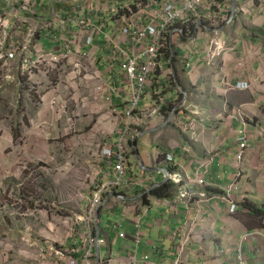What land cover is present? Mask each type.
<instances>
[{
  "label": "crops",
  "instance_id": "1",
  "mask_svg": "<svg viewBox=\"0 0 264 264\" xmlns=\"http://www.w3.org/2000/svg\"><path fill=\"white\" fill-rule=\"evenodd\" d=\"M236 3V7L247 5L249 12L236 11L233 23L222 28V36L229 43L227 49L214 61L210 60L208 39L205 37L170 38L174 52L170 66L174 74L172 80L176 85H169L171 77L157 76L145 92L143 105L150 106L156 99H152L156 92L170 106L179 100L181 107L177 110V119L182 123H196L197 130L192 135L191 131H184L182 126L171 123L163 116L156 117L142 134L151 132L140 134L142 136L137 138L139 154L140 145L149 147L140 155L145 168H141L137 153L129 160L130 178H141L144 183L137 191H142L144 187L148 191L154 184L165 179L166 175L162 171L148 170L154 167L167 169L166 164L158 162L164 154L173 155L176 164L173 171L180 175L182 184L168 198H150L147 208L143 207L140 216L142 240L138 246L133 239V215L126 213L123 203L110 199L102 207L99 212L100 227L110 226L111 231L107 233L108 230L101 227V236L111 239L110 260L114 264H127L131 254H135L140 263L143 255H149L153 261H170L178 242L173 237L176 231L179 234L184 231L191 234V242L187 243L182 253L181 264H238L239 254L244 255L248 264H264V215L256 216L243 203L249 202L264 211V0H237ZM230 5L231 12L226 10L227 2L221 3L230 12L229 15L232 14V0ZM3 6L0 0V16L4 11L7 14L6 20L10 22L5 37L9 46L21 47V44H25L26 26L36 27L35 22L46 20L50 12L45 0L37 1L28 14L22 7L17 9L13 5L9 8ZM98 18L108 22V26L98 32L93 44L84 50L89 52L90 58L101 68L104 80L116 89L114 102L122 105L130 98V86L123 79L118 66L109 73L105 54L109 48L125 45L117 41L109 43L110 35L117 36L118 32L111 25L112 20L107 19V13ZM22 20L28 21L27 24L23 25ZM37 39L43 41L47 51L59 47V43H50L44 34ZM21 67L22 62L17 58L5 65L0 62V113L26 114L29 117L27 124L18 121L15 115L14 124L33 129L41 122L54 127V108L59 106V101L62 103V98L55 101L52 92L56 89L51 86L42 104L37 107L24 84L25 79L21 77ZM46 82L50 83L49 80ZM9 96L12 97L13 107L6 111ZM78 97L82 102L76 107L79 113L77 126L80 130L88 131L89 136L95 139L111 140L114 137L111 136L112 122H104L101 117L106 109L105 102L103 95L94 91V83L84 85ZM5 125L4 119L0 120V128L9 130ZM37 130L38 135L35 129V138H29V142L40 141L37 138L43 129ZM242 138L247 144V150L244 160L239 162L236 154ZM3 167L1 163L0 185L5 179L1 171ZM99 170L105 181L110 179L112 168L99 167ZM199 175L206 180L207 185L204 187L196 182ZM183 186L190 193L189 198L181 197L180 189ZM202 192H207L206 197H201ZM231 201L237 205L233 213L229 209ZM18 225H21V219L6 217L0 208L1 254H7V241L20 246V230L15 229ZM119 231H124L126 237L118 238ZM82 235H85V230ZM50 237L53 240V235ZM72 246L69 244L70 251ZM28 249L24 254L19 253L18 257L24 260L37 257L35 238H29ZM103 249L109 257L108 246L102 247V254ZM94 253H97L95 247ZM83 254L81 248L77 253H72L71 264H85ZM52 255L50 245L42 249L41 256L45 258L42 264H70L69 261L60 263L59 260H51ZM93 260L94 264H98L97 256Z\"/></svg>",
  "mask_w": 264,
  "mask_h": 264
},
{
  "label": "built area",
  "instance_id": "2",
  "mask_svg": "<svg viewBox=\"0 0 264 264\" xmlns=\"http://www.w3.org/2000/svg\"><path fill=\"white\" fill-rule=\"evenodd\" d=\"M4 8L17 6V9H25V13H31L33 5L39 0H1ZM48 3L47 19L36 21L35 26H26L27 42L21 47L9 46L6 43V28L10 26L7 14L3 11L0 16V62L7 64L11 60L19 59L22 62L21 77L28 89V93L40 107L47 92L53 86L55 101H59V106L54 110L57 114L65 104V93L72 95L77 104L74 106L75 122L79 118L76 107L81 104L78 92L84 85L94 83V91L103 95L106 109L102 113L103 121H111L113 130L111 140H101L99 142V157L103 162L112 161L110 179L101 177V187L95 194L93 202L90 203L87 211V221L85 226L84 245L76 243L71 252L84 251L85 264H94L93 257L96 245L100 248V260L98 264H114L111 258V239L101 236L100 224L97 227V214L102 207L110 202V199L120 201L124 205L126 213L133 215L134 233L133 239L138 246L142 240L141 215L144 205L141 198L147 194L144 187L142 191H137L143 186L141 178H130L128 173L129 160L133 151L132 141L138 137L146 126L157 117H166L171 123H176L183 127L184 131H191L195 135L196 123L185 121L182 123L177 119V110L180 109V101L169 108L168 114L162 113L165 106H169L166 99L157 92L153 94L155 99L150 106L143 105L145 92L152 80L157 76L171 77L174 74L170 66L173 58V48L171 37H181L183 39H194L197 35L208 39V49L210 60L214 61L226 49L229 41L222 36V28L231 25L234 21L235 13L231 12V0H45ZM228 3L227 12L221 3ZM247 5L236 7L238 12H249ZM107 13L109 20L114 22L118 33L110 35L109 43L117 41L119 44L107 49L105 54V64L111 73L115 66H118L123 79L130 86V98L118 105L113 100L116 89L110 82H106L102 76L101 68L94 62L89 52L85 51L94 42V36L108 26V22L101 20L102 14ZM228 13V14H226ZM28 21L22 20L23 25ZM19 28V27H18ZM17 28V29H18ZM44 34L49 42L59 43V47L54 51H47L43 41L37 38ZM43 65V72L38 71ZM52 75L54 78H52ZM49 80L48 84L46 81ZM240 86V85H239ZM242 86V85H241ZM242 88V87H241ZM55 104V102L53 103ZM193 112V111H192ZM69 121L73 120L68 119ZM116 137V138H115ZM247 144L244 138L239 143L236 159L242 162L245 158ZM102 162V163H103ZM167 165L170 171V180L179 184L182 180L180 175L174 172L176 164L172 154H164L159 161ZM102 163L100 166L102 167ZM101 172V171H100ZM174 172V173H173ZM136 180V181H134ZM196 182L200 186L207 185L205 178L199 175ZM233 186V185H231ZM229 186V188H231ZM104 195V196H103ZM183 198H189L190 193L186 187L180 189ZM201 197H206L207 192L200 193ZM230 200V198H226ZM230 211L233 213L237 209L235 202L231 201ZM99 217V216H98ZM99 219V218H98ZM107 233L111 231L108 226ZM73 233L74 230L71 229ZM71 233V236H72ZM118 238H125L126 233L119 231ZM174 239H178L175 244L174 257L168 260L153 261L149 255H143L141 263L135 254H131L127 264H181L182 253L187 243L191 242V234L185 232L173 234ZM110 240V241H109ZM110 249V256L103 257L102 247ZM109 258V259H105ZM238 264H248L243 254L238 255Z\"/></svg>",
  "mask_w": 264,
  "mask_h": 264
},
{
  "label": "rangeland",
  "instance_id": "3",
  "mask_svg": "<svg viewBox=\"0 0 264 264\" xmlns=\"http://www.w3.org/2000/svg\"><path fill=\"white\" fill-rule=\"evenodd\" d=\"M43 68L40 65L38 71L43 72ZM64 95L65 104L56 114L54 127L43 122L37 126L43 129L39 131L38 142L28 140L35 138L37 128L14 124V115L27 124L26 114L0 113V120L4 119L5 126L9 127L5 131L0 128V164L4 165L1 171L5 175L0 185V208L6 217L21 219V225L15 227L20 230V246L7 241V254L4 255L0 246V264H42L45 258L41 250L48 245L53 249L51 260L71 264L69 244L74 246L78 242L82 246L85 243L82 232L87 211L101 187L99 167L102 160L98 145L102 139L80 130L73 114L77 102L70 93ZM6 101L7 111L13 107L12 97ZM139 147L140 155L149 149L143 145ZM30 237L37 240V257L24 260L19 258V253L28 252ZM103 256H106L105 249Z\"/></svg>",
  "mask_w": 264,
  "mask_h": 264
},
{
  "label": "trees",
  "instance_id": "4",
  "mask_svg": "<svg viewBox=\"0 0 264 264\" xmlns=\"http://www.w3.org/2000/svg\"><path fill=\"white\" fill-rule=\"evenodd\" d=\"M141 1H145V0H141ZM169 85H171L172 87H175L176 84H175V82H172V83H169ZM168 88H170V86ZM169 108H171L170 105L163 107L162 113L167 115ZM132 154H134V150L132 151ZM102 167L103 168L112 167V161L109 160V161L103 162ZM180 184H182V182H180L179 184H176L172 181H167L165 184L160 185L159 187L153 189L150 193L143 195L141 200H142L144 205H148L150 198H157V199L168 198L169 196H171L172 192L176 189V187ZM243 203L256 216L264 215L263 210L255 208L251 203H249V202H243Z\"/></svg>",
  "mask_w": 264,
  "mask_h": 264
},
{
  "label": "water",
  "instance_id": "5",
  "mask_svg": "<svg viewBox=\"0 0 264 264\" xmlns=\"http://www.w3.org/2000/svg\"><path fill=\"white\" fill-rule=\"evenodd\" d=\"M236 1H237V0H232V13H235L236 5H237ZM221 30H222V29H221ZM184 92H185V90H184ZM149 132H151V131H149ZM149 132H144L142 135L148 134ZM142 135H141V136H142ZM141 136L139 135L138 137H136V138L132 141V146H133L135 152L137 153V156L139 157V161H140V163H141V168L143 169V168H145V167H144V165H143V161L141 160L140 154H139V152H138V149H137V143H136L137 138H139V137H141ZM148 170L151 171V172H155V171L160 170V171H162L163 173H165L166 177H165V179H164L162 182H159V183L154 184V185L148 190L147 193H150L153 189L159 187L160 185L165 184L167 181L170 180V177H169V175H170V171H169L168 169H164V168H156V167H154V168H152V169H148ZM98 216H99V213L97 214V221H96V225H97V227L99 226V219H98L99 217H98ZM96 251H97V254H98L97 257H98V261H99V260H100V254H99V253H100V248H99L98 245H96Z\"/></svg>",
  "mask_w": 264,
  "mask_h": 264
}]
</instances>
